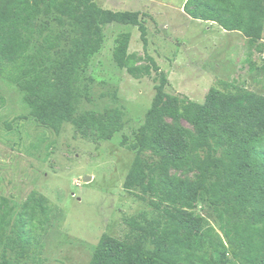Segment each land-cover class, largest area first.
Returning a JSON list of instances; mask_svg holds the SVG:
<instances>
[{"label": "trees", "instance_id": "16d2710c", "mask_svg": "<svg viewBox=\"0 0 264 264\" xmlns=\"http://www.w3.org/2000/svg\"><path fill=\"white\" fill-rule=\"evenodd\" d=\"M184 8L250 42L263 37L264 0H187ZM115 22L137 25L148 46L139 12L105 9L95 0H0V75L25 91L41 124L57 132L65 121L90 125L110 140L123 129L125 110L79 111L85 95L79 80L102 47L103 26ZM130 39L129 32L115 39L119 66ZM128 71L148 74L145 67ZM5 105L0 94V109ZM133 148L124 187L148 198L157 218L147 225L131 220L135 234L125 239L103 234L89 264H264V94L220 80L201 103L170 95L160 84ZM171 168L198 173L188 180ZM30 198L45 209L43 197ZM199 203L215 224L197 210ZM0 209V264H10L6 245L26 246V219L7 198ZM11 220L15 236H7Z\"/></svg>", "mask_w": 264, "mask_h": 264}, {"label": "rangeland", "instance_id": "374dc122", "mask_svg": "<svg viewBox=\"0 0 264 264\" xmlns=\"http://www.w3.org/2000/svg\"><path fill=\"white\" fill-rule=\"evenodd\" d=\"M95 2L105 9L139 12L148 28L146 47L137 25L105 24L101 49L80 69L85 95L79 111L125 110L123 129L112 139H100L90 125L80 129L65 121L57 132L41 124L25 91L0 75V94L6 98L0 109V199L7 198L26 219V246L6 245L10 264H89L103 234L125 239L135 234L131 220L147 225L157 218L148 198L124 187L136 155L135 134L157 86L164 84L168 94L201 103L220 80L264 94L263 41L250 42L240 31L191 17L184 8L187 0ZM121 32L131 34L123 67L113 57ZM130 67H145L148 74L135 77ZM197 173L171 168L172 175L188 180ZM33 193L44 198L45 209L30 198ZM202 206L197 210L215 224ZM15 221L7 236L16 235Z\"/></svg>", "mask_w": 264, "mask_h": 264}, {"label": "crops", "instance_id": "0c3cea01", "mask_svg": "<svg viewBox=\"0 0 264 264\" xmlns=\"http://www.w3.org/2000/svg\"><path fill=\"white\" fill-rule=\"evenodd\" d=\"M241 34H243L242 32H241ZM244 35V34H243ZM244 37L248 40V38L244 35ZM261 41H263L264 42V39H261Z\"/></svg>", "mask_w": 264, "mask_h": 264}, {"label": "water", "instance_id": "95a60500", "mask_svg": "<svg viewBox=\"0 0 264 264\" xmlns=\"http://www.w3.org/2000/svg\"><path fill=\"white\" fill-rule=\"evenodd\" d=\"M89 177H90V176H87V177H86V180H89Z\"/></svg>", "mask_w": 264, "mask_h": 264}]
</instances>
